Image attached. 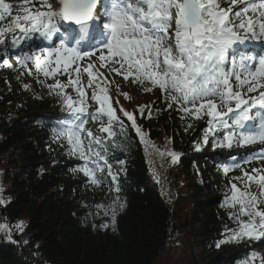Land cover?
<instances>
[{"label":"trees","instance_id":"16d2710c","mask_svg":"<svg viewBox=\"0 0 264 264\" xmlns=\"http://www.w3.org/2000/svg\"><path fill=\"white\" fill-rule=\"evenodd\" d=\"M6 2L14 5L15 12L21 0ZM30 44V39L22 38L16 46L10 40L0 45V226H7L0 227V264H156L182 233L190 250L187 264H264V238L216 246L227 229L235 227L229 218L232 209L225 203L230 182L243 188L233 178L240 177L242 170L251 172L254 164L240 161L241 155L234 152L236 143L231 148L216 147L212 136L208 144L202 142L207 116L193 119L177 111L175 104L169 109L159 87L145 92L149 85L133 83L131 77L127 81L132 89L121 91L117 82L126 81L117 74L113 84L99 82L126 128L121 134L119 125H114L115 144L111 139L107 142L108 161L118 174L119 195L126 203L117 211L114 229L100 227L111 224V217L96 205L107 206L117 195L109 191L112 179L105 169L97 173L103 183L91 184L79 170L84 162L70 154L66 139H57L52 131L74 118L65 93L57 95L60 90L52 91L47 85L57 80L68 85L69 74L75 79L76 73L70 69L69 74L46 78L34 64L27 66L32 69L29 74L27 68L10 61L17 50ZM98 56L99 52L94 58L100 65ZM77 63L83 68L91 62L86 57ZM80 79L88 93V111L94 113L91 94L99 89L95 82L87 88L86 73L81 72ZM112 87L126 110L136 115L146 142L123 117ZM65 92L79 101L72 86ZM138 106H147L144 118ZM86 127L96 130L99 122L89 119ZM223 131H217L216 138L222 139ZM172 150L180 155L176 163L168 155ZM225 167L230 171L225 173ZM251 190L257 191V186ZM21 224L22 229L17 227Z\"/></svg>","mask_w":264,"mask_h":264},{"label":"snow or ice","instance_id":"6c2138e0","mask_svg":"<svg viewBox=\"0 0 264 264\" xmlns=\"http://www.w3.org/2000/svg\"><path fill=\"white\" fill-rule=\"evenodd\" d=\"M238 4L242 7L234 11ZM6 20L10 22L5 24ZM64 22L69 27L65 28ZM73 24L79 26L78 36L73 35ZM62 28L64 35H60ZM90 30L94 32L91 39ZM69 36L71 40L66 39ZM22 38L50 42L45 47L37 45L40 54L19 57L22 67L32 62L46 78L69 74L70 69L76 73L75 79L69 74L68 85L78 93V102L66 94L68 85L58 80L47 85L52 91L59 89L57 95L65 93L66 107L74 118L52 131L57 139H66L70 154L84 162L79 170L91 184L101 185L103 178L97 173L107 169L113 182L109 191L117 195L107 206L96 205L111 217V224L104 223L102 228L114 229L117 211L126 203L121 200L118 174L112 171L107 156L109 139L115 144L114 125H119L121 134L126 128L112 106L108 90L99 82L108 83L107 77L99 71L94 73L93 63L81 68L78 61L86 57L90 60L99 52L101 67L125 81L131 77L133 83L149 85L144 87L145 92L159 87L169 109L175 104L185 116H207L204 144H208L210 136L216 147L264 144V49L257 59V55L249 54L252 50L241 47L264 41V0H55V5L52 0H21L15 12L13 4L0 0V45L10 40L16 46ZM85 41L88 47L82 50ZM27 70L32 72L31 68ZM81 72L90 78L87 88H93L95 82L99 89H93L91 94L96 104L94 113L88 111V93L81 86ZM124 95L128 97V93ZM146 107L137 108L141 118L145 117ZM120 112L131 121L141 142H146L136 115L123 107ZM147 118H152L151 110ZM89 119L99 122L96 130L86 127ZM219 130H224L222 139L216 138ZM168 155L173 163L180 158L176 152ZM223 171L227 173L230 168ZM233 179L243 184L241 188L230 182V195L225 197L235 227L227 229L217 247L244 238H264V169L242 170V175ZM253 185L257 186L255 192L251 190ZM0 227L7 229L6 225ZM17 227L22 229L23 225Z\"/></svg>","mask_w":264,"mask_h":264},{"label":"rangeland","instance_id":"374dc122","mask_svg":"<svg viewBox=\"0 0 264 264\" xmlns=\"http://www.w3.org/2000/svg\"><path fill=\"white\" fill-rule=\"evenodd\" d=\"M52 2L55 5V0H52ZM60 35H64V30L62 28ZM77 35V34H76ZM78 36V35H77ZM67 40H71V37H67ZM32 41L34 42V46L31 47H23L22 50L18 51L17 53L14 54V56L11 58V61H13L14 63L18 62V58L22 57L24 55H32V54H40V48L37 47V45H39L40 47H45V46H49L50 42H45L41 43L39 42V39H32ZM57 46H58V42H57ZM74 46V45H73ZM241 47H247L248 49L250 47L252 48H256L258 50H262L264 49V41L258 42V43H254V42H249L246 45H242ZM260 54V52H259ZM253 55H256L255 53H253ZM257 59H259V56H257ZM29 64H32V62H29ZM93 64L96 67V70H98L99 72L103 73L105 77H107L108 81H114L117 82V76L116 73L114 72H110L107 68H103L101 66H98L95 63V60H93ZM59 75V74H58ZM56 75V76H58ZM118 89L121 91L124 90H128V89H132L131 84L129 81H126L124 83H120L117 82ZM144 96H148L151 97V95L149 94H144ZM259 106H257L256 108H253L252 113L255 114L258 111ZM244 147H251V149H255L257 150V155L259 156H264V144H260L258 142V144H247V146L245 145ZM177 240L179 242L175 243V245H171L167 247V249L165 250V252L163 253L162 259L159 260L156 264H187L188 260H190L189 256V248H188V243H187V237L182 233V234H178L176 236Z\"/></svg>","mask_w":264,"mask_h":264},{"label":"bare ground","instance_id":"6f19581e","mask_svg":"<svg viewBox=\"0 0 264 264\" xmlns=\"http://www.w3.org/2000/svg\"><path fill=\"white\" fill-rule=\"evenodd\" d=\"M99 7H100V5H99ZM100 9V8H99ZM100 11V10H99Z\"/></svg>","mask_w":264,"mask_h":264}]
</instances>
